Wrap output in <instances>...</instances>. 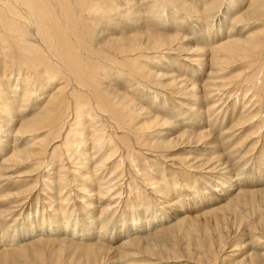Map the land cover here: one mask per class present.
Listing matches in <instances>:
<instances>
[{"label": "rangeland", "instance_id": "1", "mask_svg": "<svg viewBox=\"0 0 264 264\" xmlns=\"http://www.w3.org/2000/svg\"><path fill=\"white\" fill-rule=\"evenodd\" d=\"M211 1L182 0L184 4H189L190 9L200 12L199 17L204 11L201 8L202 4H209ZM228 1L221 2L211 14L205 15L203 21H195L197 19L189 18L190 15L182 16L185 13L182 10L181 18L177 19L176 15L172 13L177 8L179 10V7L172 3L168 7L170 13L166 15L176 22H178L177 20L183 22V25L179 27L180 29L174 24H170L172 26L170 32L166 31V26L165 31L157 28V26H148V29L152 31L156 29V33L180 35L192 42L190 44V42L175 41V45L167 54H135L133 57H129L134 60L136 67L141 66L146 71L161 75L159 80L149 83L140 77L136 71L131 72L127 63L132 60H127L128 57H125V60L115 58L117 63L114 64L107 60L96 65L95 60H87L84 56H82L83 59L79 60L86 67H92L95 64L94 67L100 68V71H110L109 73L117 75L114 77H121L122 79L119 82L116 81L110 88L114 87L120 92L126 93L127 96L133 97L135 103L139 105V101H143L141 106L149 111L148 117L155 116L158 117L157 119L165 120L164 124L162 121L158 122L155 128L159 132V136L154 139L149 138L151 141L156 140L159 141L158 143H164L166 145L163 144L164 148L154 149L153 152H150L151 146H146V150H143L142 143L146 145L150 142L148 138H144V142L140 145L137 142H128L127 145L130 149H120L117 153L118 158L121 159L124 155L130 154L131 160L128 159L119 164L124 173L119 174L115 181L113 179V183L118 185L119 190L115 191L120 195L117 198L113 196V201H118L117 203L120 205L118 204L119 207L116 206L110 212L107 219L110 221L114 220V217L115 220L120 218L119 220L122 221L120 222L122 224L121 229H123L124 227L127 228V221H131L134 212L137 211L136 215L139 217H135L136 224L139 226L138 230L135 229L136 234L128 235L129 233H127V238L122 240L127 241L125 243L127 248L120 252L122 253L121 257L118 256L117 252L102 256L94 254L91 257L89 253L93 248L86 245L85 239L83 241L77 239L64 240L65 242L61 240V242L54 236H39L31 242H22L12 246L11 249L7 247L5 248L7 251L0 249V264H115L114 262L118 264H264V10L258 13L257 18L254 17L250 21L245 18L241 22L235 23L237 17L247 9L249 0H233V5L227 7ZM150 3L151 1H146L145 5ZM227 8L231 9L228 11ZM111 19L113 20V18ZM82 20L89 19L82 17ZM210 21H212V26L209 30L206 29V25ZM102 22L97 21V23ZM126 23L120 24L123 26ZM106 26L110 28L108 23ZM117 29L118 31L110 37L114 38L116 34H123L121 33L122 27ZM210 36V43L205 45L204 41ZM228 39H234L237 42L236 47L232 46L231 48L234 52L228 53V49L220 48L227 44ZM249 40L251 43L248 42ZM238 41H244V43L247 41L250 47H243L246 44L240 46ZM253 44L258 47L252 49ZM83 45H87V42L85 41ZM88 45L90 48H95L93 42H89ZM187 45L188 47H204L207 48L206 50H211L205 52L204 60L196 61L195 56L183 50ZM79 46L81 47L80 44H77L75 48L78 50ZM235 52L244 56H238ZM229 54L233 60L227 62V65L218 67V69L211 67L209 61L212 55L222 59L228 58L226 56ZM123 60L125 62L122 64ZM100 63L105 65H100ZM58 64L53 61L51 69L59 71L56 77L62 81L60 72L63 69ZM211 70L218 73L217 76L213 78L208 76ZM17 71L16 68L15 73ZM96 79L98 78L96 77ZM180 79H183L181 82L183 86L179 89L181 91L186 90L184 95L179 89L172 88L173 84L178 83ZM13 81L12 78L10 82ZM130 81L132 83H129ZM107 83H111V81L108 80ZM147 84L149 86L146 90L144 86ZM192 86L201 88L197 100L191 97L198 90H189ZM155 93H157V97L153 104ZM16 105L14 103V106ZM143 117H147V114ZM194 122L199 125L193 126ZM11 128V133L8 134L7 138H3L5 142L2 143L10 145L9 147L15 145L17 149H24L25 151V148L30 147L29 145L32 143L28 138L25 141L19 139V141L14 142L13 134L17 124L14 123ZM67 128L68 126H65L63 130L61 137L63 139L67 134ZM117 138H121L120 134H117ZM51 144H48L49 149L58 145V143ZM46 147L44 144V148ZM10 150L6 149L4 152ZM78 160L83 161L79 157ZM133 161L138 162V173L133 169L136 165ZM222 162H227V165L231 166L230 176H234V180L239 179V181L237 180L239 185L234 186L235 188L232 186V190L227 192V195L217 196L219 195L218 189L211 193V189L201 185L200 180L205 176L206 168L210 166L217 171L224 167V165H220ZM93 163H95L93 160L88 159V161L83 162V166L90 167ZM55 164L51 174H49V182L46 181L48 178L40 176L45 174L44 171L37 172L40 186L38 184L35 187L33 184V180L37 179V176L33 175L36 172L32 174V177L28 176L29 172H26L31 170L33 164H24L16 170L20 173L26 172L27 175L18 184L12 186L6 180L0 181L2 199H6L8 194L17 193L18 191L14 192L16 187H19L17 190H23L30 186L21 199L26 201L25 206H21V209L12 215V219L20 211L24 212V217L21 220L28 214L31 219H40L41 212L44 211L45 213L48 209L46 206L52 201L55 202L56 197L53 193L58 187L57 176L64 174V172H60L59 175L58 167ZM257 165H260L259 173L257 171L255 173ZM108 167H112V165L110 164ZM241 169H243L242 172H240ZM144 172L146 176L156 180L157 187L163 189L164 193L170 191L169 196L171 198L166 199L165 194L164 198H158V193L151 192L150 184L147 185L142 181L140 174ZM239 173L241 176L238 175ZM187 187L188 189H186ZM40 188H44V190L43 192L40 191L39 194ZM68 188L73 189V183ZM180 193L186 195L185 200L187 202L185 201L184 204V201L180 200V204H183L182 207H172V203L177 204V200L181 199L178 198ZM211 194L217 196L214 197V201L198 203L200 199L198 197L204 195L212 197ZM49 197H52V200H49ZM170 199H173V202L163 203V200L165 202V200ZM70 202L77 205L76 209L83 206L82 201L79 203L76 198H72ZM92 204L94 203L92 202ZM55 205L56 203L53 204V206ZM71 205L67 207L71 209ZM9 206L8 203L3 202L0 208L4 210ZM97 207L91 210V214L94 216L99 214L100 208ZM77 212L76 210L73 214L71 212V220ZM162 212L167 213L161 216L165 220L158 223L156 218ZM46 215L49 214L46 212ZM81 217L79 215V219ZM126 217H129L127 221ZM131 222L128 224L132 226L135 221L132 220ZM152 222L157 223L154 224L155 226H159L149 230V232L139 233L140 231L143 232L144 228L151 229L148 223ZM14 225V220L11 221V218L7 217L5 224L0 225V230L12 236L14 234L12 233L14 231L12 226ZM10 227L12 231L9 229ZM118 242L114 243L115 246L120 243Z\"/></svg>", "mask_w": 264, "mask_h": 264}, {"label": "bare ground", "instance_id": "2", "mask_svg": "<svg viewBox=\"0 0 264 264\" xmlns=\"http://www.w3.org/2000/svg\"><path fill=\"white\" fill-rule=\"evenodd\" d=\"M146 1H151V3L146 4V6ZM223 1L212 0L209 4H202L201 8L204 11L199 17L200 12L190 9L189 4H184L182 0H0V181L6 180L7 183L14 186L27 176L26 172H29L28 176H37V179L33 180L36 187L39 184L37 172L44 171L45 174L40 176L48 178L46 180L48 182L50 181L49 174H51L50 172L55 163L59 175L60 172H64L62 176H57L58 187L56 192L53 193L56 197L55 202L52 201L51 204L47 205L48 207L46 206L49 210L47 209L45 213L44 211L41 212L40 219H31L28 214L21 220L24 217L23 211H20L12 219V215L18 209H21V206H25L26 201L24 202L21 199L30 186L27 187L28 189L24 188L23 190H17L19 187H16L14 192H18L4 196L6 199H2L0 196V206L3 205V202L10 205L4 210L0 208V225L5 224L7 217L15 222V225L12 226L14 227L12 236L0 230V249L2 251H5L7 247L11 249L12 246L22 242H31L39 236H54L57 240L63 242H65L64 240L77 239L83 241L85 239L86 245L93 248L89 253L91 257L94 254L102 256L116 252L121 257L122 253L120 252L127 248V244H125L127 241L122 240L127 238V233H129L128 235L134 234L135 229L139 226L136 224L137 211V213L132 214L131 221H135L132 226L129 225L132 222L129 219L127 221L129 217H126L127 228L124 227V230L121 229L122 224L120 222L122 221L119 220L120 218L115 220L114 217V220L110 221L107 219L110 212L120 205L117 200V202L113 201V196H116V198L120 196L115 191L118 190V185L113 182L119 174L124 173L119 164L131 158L130 154L124 155L122 159L118 158L117 153L120 149H130L127 145L128 142H137L140 145L144 142V138H148L150 142L146 145L142 143L143 150H146V146H151L150 152H153L154 149L164 148L166 146L164 143H158L159 141L156 140L151 141V139L159 136V132L155 128L158 122L162 121V124H164L165 120L157 119L158 117L155 116L148 117L149 111L141 106L143 101H139V105L135 103L133 97L127 96L126 93L120 92L114 87L110 88L116 81L119 82L122 79L121 77H114L117 75L109 73L110 71H100V68L94 67L95 64L92 67H86L79 60L83 59L82 56H84L87 60H95L96 65L107 60L114 64L117 63L115 58L125 60V57H128L127 60H132L127 63L131 68V72L136 71L140 77L149 83L159 80L161 75L146 71L141 66L136 67L134 60L129 57H133L135 54H167L175 45V41L190 42V44L192 42L180 35L156 33V29L152 31L148 29V26H157V28L159 27L164 31L166 26L167 32H170V28H172L170 24H174L178 28L182 26L183 22L181 23L180 20L176 22V20L166 15L170 13L168 7L172 3L179 7V10L177 8L172 13L176 15L177 19L181 18L182 10L183 13L185 12L182 16L190 15L189 18L197 19L195 21H203L205 15L211 14ZM233 2V0H229L227 7L233 5ZM248 3L247 9L243 11L244 13L238 16L236 21L234 20L235 23L241 22L245 18L248 21L254 17L257 18L258 13L264 10V0H249ZM82 17L89 20L84 21ZM97 21L103 22L97 23ZM116 21L117 23H115ZM151 21L153 23H150ZM122 22L127 23L121 26L120 23ZM107 23L109 26L110 23L112 24L110 28L106 26ZM211 23L212 21L206 25V29H211ZM121 27L123 29L121 33L123 34H116L114 38L110 37L118 31L117 28L121 29ZM204 34L206 33L204 32ZM210 38L211 36L204 41L205 45L210 43ZM233 40L228 39L227 44L220 48L223 50L228 49V53L233 51L231 50L232 46L236 47L237 45V42ZM85 41L87 45H83ZM89 42H93L95 48L88 47ZM248 42L251 43V40ZM248 42L238 41V45L246 44L243 47L247 48L250 47ZM77 44L81 45L78 50L75 48ZM256 47L258 46L253 44L252 49ZM206 49L204 47L197 48L196 46L188 47V45L183 48L188 54L191 53L195 56L196 61L204 60L205 52L211 50ZM242 52L244 51L242 50ZM237 55L242 56L238 53ZM226 57L228 58L221 59L216 55H212L209 61L211 67L218 69V67L224 66L227 62L233 60L230 54ZM124 60L122 64L125 62ZM53 61L62 66L63 71L60 72L62 81L56 77L59 71L51 69ZM100 65L105 64L100 63ZM16 68L18 69L17 73H15ZM217 74L211 70L208 76L213 78ZM12 78L14 81L10 82ZM108 80L113 83H107ZM182 80L180 79L178 83H174L172 88L179 89L182 87ZM217 80L219 79L217 78ZM148 86L149 84L144 86L146 90ZM196 89L198 87L192 86L189 90ZM179 91L183 95L186 92V90L181 91L180 89ZM200 92L201 88L199 87L191 97L197 100ZM156 94L153 95V104L157 97ZM14 103L17 105L14 106ZM145 114H147V117H143ZM14 123L17 124L13 134L14 142L19 141V139L25 141L28 138L32 143L29 145L30 147L25 148V151L24 149H17L15 145L9 147L10 145L3 144L5 142L3 138H7L8 134L11 133L10 128ZM197 125L199 124L193 123V126ZM65 126H68V128L63 139L61 137ZM117 134H120L121 138H117ZM55 143H58V145L53 149L48 148V144L53 145ZM44 144L47 146L46 148H44ZM6 149L10 151L4 152ZM2 154L4 155L2 156ZM78 157L83 161L78 160ZM88 159L93 160L95 163L91 166L89 164L90 167H84L83 162L88 161ZM135 161H133L134 165L136 163L133 169L138 173L139 165ZM24 164H33L31 170L25 173L16 171ZM110 164L112 167H108ZM220 165H224V167L217 171L210 166L206 168L205 176L200 180L202 182L200 184L208 189L210 188L211 193L218 189L219 195L217 196L227 195L232 190V186L239 185V182H237L239 179L234 180V176H230L231 166L229 167L227 162H222ZM259 166L255 167V173H259ZM242 171L243 169L240 170V172ZM140 175L143 183L150 184L151 192L158 193V198H164V194L166 199L171 198L169 196L170 191L164 193L163 189L157 187L158 184L152 177L146 176L145 172ZM238 175L241 176L240 173ZM42 177L40 178L43 179ZM72 183L74 188H68ZM67 188L68 190H66ZM10 189L13 188L10 187ZM43 190L44 188H40L39 194ZM209 195L201 196L203 198L198 197L200 198L198 203L209 202V200L217 197L214 194H211L212 197H208ZM185 197L184 194L179 195L178 198L181 199L177 200V204L172 203L171 206L182 207L183 204H180V200L184 201L185 204ZM72 198H76L79 203L82 201L83 206L76 209L77 205L70 202ZM49 200H52V197H49ZM168 202H173V199L165 200V202L163 200V203ZM54 203H56L55 206H53ZM98 203H103V205H98ZM70 204H72L71 209L67 207ZM96 207L100 210L99 214L94 216L91 214V210ZM74 210L78 212L71 220V212L73 214ZM46 212L49 215H46ZM163 214V212L160 213L156 218L158 223L165 220V218H161ZM79 215L82 216L80 219ZM166 218L168 219V217ZM18 221L20 222L18 223ZM6 224L8 223L6 222ZM154 224L157 223H148L151 229L147 227L139 233L149 232V230L159 226ZM115 241L122 242H118L119 244L117 243L118 245L115 246ZM114 263L118 264L117 262Z\"/></svg>", "mask_w": 264, "mask_h": 264}]
</instances>
